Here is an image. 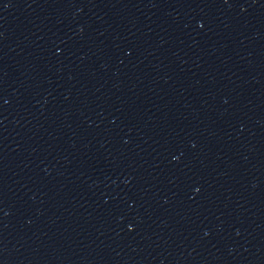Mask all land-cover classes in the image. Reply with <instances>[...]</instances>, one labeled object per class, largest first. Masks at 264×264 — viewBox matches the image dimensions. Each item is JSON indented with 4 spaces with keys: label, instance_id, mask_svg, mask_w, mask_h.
Instances as JSON below:
<instances>
[{
    "label": "water",
    "instance_id": "water-1",
    "mask_svg": "<svg viewBox=\"0 0 264 264\" xmlns=\"http://www.w3.org/2000/svg\"><path fill=\"white\" fill-rule=\"evenodd\" d=\"M0 264H264V0H0Z\"/></svg>",
    "mask_w": 264,
    "mask_h": 264
}]
</instances>
